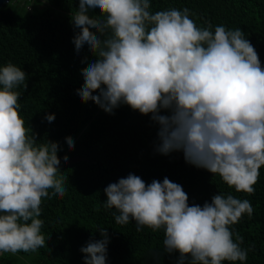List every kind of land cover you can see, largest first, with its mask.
<instances>
[{"label":"clouds","instance_id":"clouds-1","mask_svg":"<svg viewBox=\"0 0 264 264\" xmlns=\"http://www.w3.org/2000/svg\"><path fill=\"white\" fill-rule=\"evenodd\" d=\"M151 7L150 0H79L72 42L94 57L83 61L79 98L108 114L127 105L150 115L159 154L182 152L186 163L218 175L229 189L254 194L264 167V66L255 47L239 28L198 26L188 8ZM26 76L12 63L0 67V254L44 248L42 203L67 192L59 143L40 142L20 115L16 89L27 88ZM66 143L74 149L72 138ZM104 194L116 224L162 230L165 252L179 254L176 264L247 260L244 238L232 226L253 215L248 199L218 193L190 205L182 185L167 177L149 184L133 173ZM99 233L103 239L80 249L84 264H107L108 229Z\"/></svg>","mask_w":264,"mask_h":264},{"label":"trees","instance_id":"trees-1","mask_svg":"<svg viewBox=\"0 0 264 264\" xmlns=\"http://www.w3.org/2000/svg\"><path fill=\"white\" fill-rule=\"evenodd\" d=\"M34 0H11L0 9V67L12 63L26 72L27 88L21 85L20 115L40 142H58L60 168L68 177L63 198L42 203L41 229L46 245L36 252L0 254V264H84L80 251L90 241L101 240L100 228L108 229L107 264H176L179 254L164 250V232L135 222L116 224L113 212L104 207V189L129 173L146 183L165 177L183 186L189 203L211 202L218 194L248 199L254 209L232 226L244 238L247 260L234 264H264V167L252 195L229 189L221 178L189 165L182 152L168 156L156 151L158 125L127 105L108 114L94 102L78 96L83 85L85 57H94L85 47L79 53L72 42L78 29L71 13L79 0H48L44 8H27ZM151 11L188 8L200 27L210 22L227 29H241L255 47L264 66V0H150ZM99 15L98 13H91ZM55 115L49 123L45 117ZM162 114H167L163 113ZM75 144L69 150L66 138ZM67 156L65 161L63 158ZM118 214V213H117ZM232 264V262H224Z\"/></svg>","mask_w":264,"mask_h":264},{"label":"rangeland","instance_id":"rangeland-1","mask_svg":"<svg viewBox=\"0 0 264 264\" xmlns=\"http://www.w3.org/2000/svg\"><path fill=\"white\" fill-rule=\"evenodd\" d=\"M40 3H39V0H34L33 2H32V4L29 6V8H31V6H32V8L34 9V6L35 7H37V6H39L40 8H44L45 7V5L44 4H41V5H39ZM28 9V8H27ZM28 10H30V9H28Z\"/></svg>","mask_w":264,"mask_h":264},{"label":"water","instance_id":"water-1","mask_svg":"<svg viewBox=\"0 0 264 264\" xmlns=\"http://www.w3.org/2000/svg\"><path fill=\"white\" fill-rule=\"evenodd\" d=\"M11 0H0V9L3 8L7 3H9Z\"/></svg>","mask_w":264,"mask_h":264},{"label":"built area","instance_id":"built-area-1","mask_svg":"<svg viewBox=\"0 0 264 264\" xmlns=\"http://www.w3.org/2000/svg\"><path fill=\"white\" fill-rule=\"evenodd\" d=\"M23 1H24V2H28V1H31V0H23ZM28 9H30V10H31V8H29V7H28Z\"/></svg>","mask_w":264,"mask_h":264}]
</instances>
